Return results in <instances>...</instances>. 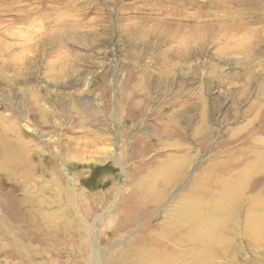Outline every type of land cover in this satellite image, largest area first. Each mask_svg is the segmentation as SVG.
I'll return each mask as SVG.
<instances>
[{"label": "rangeland", "instance_id": "374dc122", "mask_svg": "<svg viewBox=\"0 0 264 264\" xmlns=\"http://www.w3.org/2000/svg\"><path fill=\"white\" fill-rule=\"evenodd\" d=\"M245 153L264 159V0H0V264H145ZM246 185L207 264H264L263 170Z\"/></svg>", "mask_w": 264, "mask_h": 264}, {"label": "bare ground", "instance_id": "6f19581e", "mask_svg": "<svg viewBox=\"0 0 264 264\" xmlns=\"http://www.w3.org/2000/svg\"><path fill=\"white\" fill-rule=\"evenodd\" d=\"M248 154L244 155L241 166L238 165L240 159L226 158L225 163L222 160L218 162L215 170L203 171L194 180L190 190L184 195L186 202L182 204L181 218H176V222L171 224L172 230L166 232V245L159 248L160 252L145 257V264H172L187 255L192 258L191 264H207V259L216 253L217 244L222 238L220 229L229 228L223 221H229L231 218L227 217L237 215L239 209H244L242 201L246 200V184L250 183L254 173L262 170L264 172L262 156L257 161L251 160ZM10 160L2 156L0 169L7 168L11 171ZM249 199L248 197L247 200ZM246 219L254 226L255 218Z\"/></svg>", "mask_w": 264, "mask_h": 264}]
</instances>
